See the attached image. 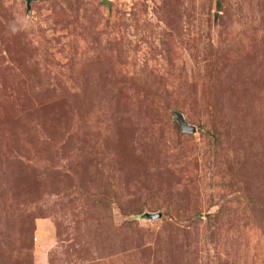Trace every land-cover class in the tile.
<instances>
[{"label":"rangeland","instance_id":"1","mask_svg":"<svg viewBox=\"0 0 264 264\" xmlns=\"http://www.w3.org/2000/svg\"><path fill=\"white\" fill-rule=\"evenodd\" d=\"M0 264H264V0H0Z\"/></svg>","mask_w":264,"mask_h":264},{"label":"water","instance_id":"2","mask_svg":"<svg viewBox=\"0 0 264 264\" xmlns=\"http://www.w3.org/2000/svg\"><path fill=\"white\" fill-rule=\"evenodd\" d=\"M28 1V4L30 5L31 4V1L32 0H27ZM178 120H179V122L181 123V125H182V127H183V130L185 131V132H188V133H195L196 132V127L195 126H193V125H190L187 121H186V119L184 118V116L182 115V114H179L178 115ZM162 216V214L161 213H158V214H153L152 215V217L155 219H157V218H160Z\"/></svg>","mask_w":264,"mask_h":264}]
</instances>
